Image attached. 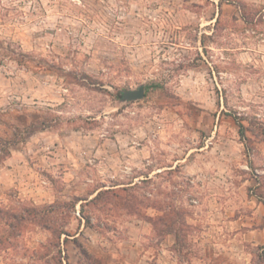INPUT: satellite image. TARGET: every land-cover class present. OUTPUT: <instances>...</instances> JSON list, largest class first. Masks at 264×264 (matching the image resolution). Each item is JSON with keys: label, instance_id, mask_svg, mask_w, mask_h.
<instances>
[{"label": "rangeland", "instance_id": "rangeland-1", "mask_svg": "<svg viewBox=\"0 0 264 264\" xmlns=\"http://www.w3.org/2000/svg\"><path fill=\"white\" fill-rule=\"evenodd\" d=\"M263 8L0 0V41L28 61L0 54V264H54L58 241L71 264L78 244L110 264H264V245L223 242L211 258L204 240L205 226L226 239L264 224ZM140 85L141 99L121 100ZM114 134L145 156L103 178L81 139Z\"/></svg>", "mask_w": 264, "mask_h": 264}, {"label": "crops", "instance_id": "crops-1", "mask_svg": "<svg viewBox=\"0 0 264 264\" xmlns=\"http://www.w3.org/2000/svg\"><path fill=\"white\" fill-rule=\"evenodd\" d=\"M81 141L84 142L85 144L86 142L89 143V145L87 146L81 144L80 149H82V151H80V153H81L83 160H86L88 158L86 156H92L91 158H93V165L96 166L97 172H101V174H103L102 175L103 178L107 176L113 177V171H111L110 168H114L118 164V162L120 165H123V168H125L123 172H126V170H128L129 168L131 169V166H127L124 164H129V163L136 164L138 161V158L140 157L143 158L145 156L144 151H143L144 146L142 148L138 147L137 144L136 143L134 144L132 141V143H129L127 144L126 147H124V144H125L124 139H119L117 134H114V136H107L103 138L102 140L97 141L95 144H94L93 137H89L88 135H84ZM93 173L95 174L94 171ZM134 184H135V181L131 183H127V182L125 183L116 182L115 183L114 182V184L112 185L107 184V186L104 184H100V186L96 187L94 191L91 194H89V198H92V196H95L102 188H117V187H122V186H130ZM258 206L259 207L262 206V203H259ZM261 217L264 218V215H261ZM142 223H145V220L140 217H134L131 222H128L129 225H132L137 230H140V233L145 232L144 227L141 225ZM205 228H206L205 229L206 235H208L207 233H209V229L213 228V231L211 232V234H209L210 236L212 235V237L211 238L204 237L205 241L209 240L208 244L211 247V249L214 250V253L213 255H211V258L212 257L216 258L220 256V252H218L219 245H223V242H226L227 245L230 247H232V245L235 244L239 246L241 250L245 249L244 247H246L247 243L251 245H259V244L264 245V226L260 228H256V229H242V228L240 229L239 227V230H237L236 232H233V234H231V236H228V238L226 239H222L220 237L217 231V228H219L218 225H216L215 227L213 225L205 226ZM126 232H132V229L128 228ZM249 232L253 234L255 232H258L259 233L258 238H256L257 235L255 236L253 235V238H252V235H249ZM93 233L99 235V233L96 231H93ZM225 247L226 246H224V248ZM128 252H129V255H127L125 258H133L134 256L132 255L133 252L132 254H130L131 251L127 250L126 253ZM225 253L232 255L231 251H229L228 248L225 250ZM135 254L138 255L137 252ZM135 257L137 256L135 255Z\"/></svg>", "mask_w": 264, "mask_h": 264}, {"label": "trees", "instance_id": "trees-1", "mask_svg": "<svg viewBox=\"0 0 264 264\" xmlns=\"http://www.w3.org/2000/svg\"><path fill=\"white\" fill-rule=\"evenodd\" d=\"M223 1L229 2V0H220V3ZM262 10L264 11V8ZM262 10H260V12ZM241 15H242L243 20L246 22L247 21V14L244 13L243 11H241ZM6 49L8 51H6ZM0 54L8 55L10 58L15 60L20 65H25L28 62L26 60L20 59L19 57H16V55H20V56L25 57V56H27V54H24L23 52L19 51L16 47H13L10 43L4 44L2 41H0ZM239 126H240V129H239L240 135L242 137H244L243 125L240 123ZM100 194L101 193H98L97 196L91 200L93 204H95L96 200L100 197L99 196ZM257 196H258V199L264 203V196L260 193L257 194ZM12 217L15 219L16 215H12ZM24 220H25V217H22L21 221H24ZM151 220H152V218L148 217V221H151ZM9 226H11V224H9ZM263 226H264V224H263ZM44 228L50 229V226L44 225ZM60 234H67V233L65 231H60ZM54 246L58 247V249H57L58 257L55 255H53V257H52L54 264H71V263L67 262L66 260H64V258L62 257L61 249L59 248V241H58V243L54 244ZM78 246L80 249V255H79V258L75 264H110L103 257L98 256V255L90 252L82 244H78Z\"/></svg>", "mask_w": 264, "mask_h": 264}, {"label": "water", "instance_id": "water-1", "mask_svg": "<svg viewBox=\"0 0 264 264\" xmlns=\"http://www.w3.org/2000/svg\"><path fill=\"white\" fill-rule=\"evenodd\" d=\"M144 96V87L140 85L136 89H127L121 92V100L132 101Z\"/></svg>", "mask_w": 264, "mask_h": 264}]
</instances>
